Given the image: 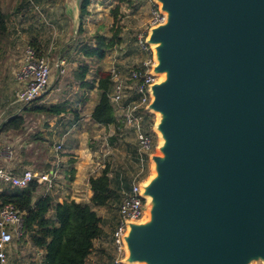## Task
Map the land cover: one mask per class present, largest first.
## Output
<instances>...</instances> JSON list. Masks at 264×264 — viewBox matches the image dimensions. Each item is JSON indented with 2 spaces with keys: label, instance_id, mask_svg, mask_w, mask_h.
Instances as JSON below:
<instances>
[{
  "label": "water",
  "instance_id": "1",
  "mask_svg": "<svg viewBox=\"0 0 264 264\" xmlns=\"http://www.w3.org/2000/svg\"><path fill=\"white\" fill-rule=\"evenodd\" d=\"M156 152L123 264H264V0H153ZM81 0H64L78 28Z\"/></svg>",
  "mask_w": 264,
  "mask_h": 264
},
{
  "label": "crops",
  "instance_id": "2",
  "mask_svg": "<svg viewBox=\"0 0 264 264\" xmlns=\"http://www.w3.org/2000/svg\"><path fill=\"white\" fill-rule=\"evenodd\" d=\"M87 10L90 12L89 6ZM104 23L107 24V21H104ZM148 25L149 20L146 22L144 28L139 33L137 32L135 36L134 34L131 35L129 31H120L115 38L116 44L106 51L105 56L101 60L97 59L100 61L99 64L103 65L102 68H97L98 71H106L112 66H117L121 71L125 72L124 68L121 69L119 65L115 64V62L119 63L122 61L114 55V52L118 50L125 53L122 56L125 58L124 62H130V59L131 61H141L144 57L138 46V37L147 33ZM100 27H102L101 24ZM9 31V39L5 49L6 61L10 54L18 53L20 44L25 40L23 33H21L18 27L12 26L11 29L9 27ZM98 34L103 35L106 42L112 37V35L108 36L106 33H101L100 31L93 35L92 39L94 43L92 45L88 43L89 45L95 46ZM35 42L38 45V41ZM82 43L86 42L83 41ZM21 58L20 56L17 60L19 65ZM61 60L64 61V64L58 65ZM92 60H96V58H86L80 55L69 62L74 67L77 66L73 72L74 88L65 89L64 83H59L56 87H49L46 95L36 98L37 100H33L26 105L15 101V93L22 88V85L18 84L13 77V73L19 65L14 69L13 66H8L11 64L10 62L5 61L4 67L6 69L10 67L12 72L14 99L8 98L6 108L0 111V119L6 120L12 115H26L29 124L27 125V129L21 134L0 133V167L11 169L14 173H19L23 169H32L36 172L43 171L52 175L53 182L51 187L46 189L45 184H38V188L34 193V200L45 194H49L53 204L70 200L89 204L92 190L88 181L91 175L99 174L107 165L109 167L111 185L117 187L123 181H131L133 174L137 171V162L135 160L136 147L133 134L130 130L127 129L128 133H125L124 129L126 128L123 125L119 127L116 124L104 126L91 120V111L99 98V92L96 88L98 77L95 80L88 77V73L93 69ZM65 63L64 58H60L56 62V65L60 66L62 73L66 71ZM80 65L88 67L83 80L76 78V71ZM124 66L126 65L124 64ZM86 84L89 86H86ZM91 85H93L92 88H90ZM53 104L61 105L65 110L59 115L47 119L43 113L33 110L25 111V108ZM39 117L45 119L46 125H40L39 121H34V118ZM116 118L120 121L117 115ZM33 122H35V125ZM31 136L33 141L29 140ZM57 145H60L59 149H56ZM131 155H133V159ZM121 158H124V162L125 160L126 162L121 163ZM2 190L0 188V191ZM105 207L98 206L93 209L99 215V212ZM100 217L102 218V216ZM21 238H24L23 235L17 239ZM39 252L42 255V251L39 250Z\"/></svg>",
  "mask_w": 264,
  "mask_h": 264
},
{
  "label": "rangeland",
  "instance_id": "3",
  "mask_svg": "<svg viewBox=\"0 0 264 264\" xmlns=\"http://www.w3.org/2000/svg\"><path fill=\"white\" fill-rule=\"evenodd\" d=\"M117 5H119V12L117 17L113 18L111 11ZM1 7L9 14L8 24L10 29L12 26L18 27L21 33H23L25 40L20 44L18 53L10 54L7 61L5 52L6 47L3 52L2 50L0 51V111L6 108L9 97L11 100L14 99V82L12 80L11 68L8 67L6 69L4 65L6 62H10L11 64L8 66H13L14 69H16L19 65L17 61L18 58H20V56L22 57L26 46H32L31 42L38 41V47L41 52L38 49L37 51L48 58L51 67L48 89L43 95L37 98L46 95L49 91V87H56L59 83H64L65 89H72L75 87L73 85V72L77 66L74 67L69 62L76 56L81 55L76 44L84 41L92 45L94 43L92 39L93 35L100 31L101 33H106L108 36H111L116 30H119L118 33H120V31H129L131 35L134 34L135 36L137 32L139 33L144 28L146 22L149 20L151 4L145 0H91L89 5L90 12H88L87 15L85 14L86 16H83V30L81 34L77 32L78 28L75 26L73 20L66 15L64 0H2ZM64 15L66 16L64 17ZM104 21H107V24H105ZM100 24L102 27H100ZM140 51L144 57L145 52L142 50ZM114 55L122 60L119 63L115 62V64L119 65L121 69L124 68V71L140 62V60L131 61V59L130 62H124L125 58L122 56H124L125 53L121 50L114 52ZM60 58H64L67 63H65L66 71L63 73L60 71V66L56 65L57 60ZM92 61L93 69L88 73V77L91 79L94 78L93 80H95L99 77V72L105 70L98 71L97 68H102L103 65H100V61L97 59ZM124 64L126 66H124ZM106 72H108V69ZM43 115L46 119L49 118L47 114L43 113ZM44 120L45 119L42 117L34 118V121H39L40 125H46ZM151 120L154 124L156 120V115L154 113L151 115ZM3 121L4 120L0 119V123ZM34 123L35 122H33V124ZM28 124L29 122H27L26 115H24L21 130L9 134L17 135L23 133L27 129ZM124 132L128 133L127 129H124ZM153 137L157 144V135L155 134ZM29 140L33 141L32 136L29 137ZM133 140L135 142V147H137L134 135ZM155 152L156 147L151 153ZM131 158L133 159V155H131ZM125 162L124 158H121V163ZM150 167V160H148L147 166L144 169V178H148L149 175H151L152 170ZM129 173L131 174V172ZM6 187L7 186L0 185L1 189ZM117 206L118 203H114L99 212V215L102 216L103 236L95 240L93 250L88 256L87 264H113V251L110 240L111 233L116 223ZM41 258V253L32 245L28 237L21 239L15 237L8 253L6 264H40Z\"/></svg>",
  "mask_w": 264,
  "mask_h": 264
},
{
  "label": "trees",
  "instance_id": "4",
  "mask_svg": "<svg viewBox=\"0 0 264 264\" xmlns=\"http://www.w3.org/2000/svg\"><path fill=\"white\" fill-rule=\"evenodd\" d=\"M1 2L2 0H0V51L3 52L10 31L9 14L2 9ZM89 4L90 0H81L79 4L80 23L77 32L80 34L83 30V16L87 14ZM118 12L119 5L112 9V17L116 18ZM118 32L119 30H116L108 42L104 40L103 35L98 34L95 46L77 43L78 51L86 58L101 60L106 51L116 44L115 38ZM31 45L40 51L35 41L31 42ZM38 54L41 53L38 52ZM87 71L86 65H80L76 71V78L83 80ZM86 86L89 85L86 84ZM92 87L93 85L90 88ZM96 88L99 98L91 111V120L104 126L110 124L122 126L116 118L108 97L111 88L109 72H99ZM31 110L52 117L59 115L65 109L58 104L25 108V111ZM23 121V115L9 116L0 123V133L9 134L20 131ZM152 124L151 116H148L145 128L155 135L151 130ZM88 182L92 190L89 204L74 200L53 204L49 194L34 200V193L38 188L36 181L30 182L26 187L7 186L0 191V205L11 204L22 213L23 237H28L32 245L42 251L40 264H87L94 240L103 236L102 219L93 208L119 203L122 192L128 190L130 186V180H127L113 187L108 166H105L99 174L91 175Z\"/></svg>",
  "mask_w": 264,
  "mask_h": 264
},
{
  "label": "built area",
  "instance_id": "5",
  "mask_svg": "<svg viewBox=\"0 0 264 264\" xmlns=\"http://www.w3.org/2000/svg\"><path fill=\"white\" fill-rule=\"evenodd\" d=\"M145 1L151 4L148 31L150 26L162 22L164 15L153 0ZM145 35L138 37V46L145 52V56L137 65L125 72L117 66L108 69L111 81L108 93L110 103L123 127L133 133L137 146L135 156L137 171L131 178L129 189L122 192L117 206L115 227L111 233L113 264H123L121 261L124 256L122 235L126 231V221L140 219L146 214L145 198L140 195V183L146 179L144 169L149 155L156 147L154 135L146 130L145 124L147 117L152 114L147 107L151 99L149 87L159 78V75L152 73L154 61L150 46L145 42ZM63 64L64 61L61 60L58 65ZM50 74L48 58L38 54L36 48L26 46L20 65L13 73L14 80L22 85V88L15 93V101L26 105L43 95L48 89ZM59 148L60 145H57L56 149ZM32 181L45 184L46 189H49L53 176L47 172H36L32 169H23L19 173H14L11 169L0 167L1 185L21 188ZM22 235V213L11 204L0 205V264H6L13 239Z\"/></svg>",
  "mask_w": 264,
  "mask_h": 264
}]
</instances>
